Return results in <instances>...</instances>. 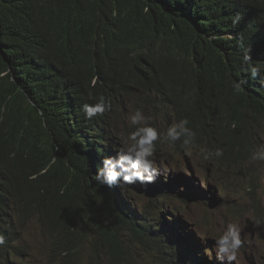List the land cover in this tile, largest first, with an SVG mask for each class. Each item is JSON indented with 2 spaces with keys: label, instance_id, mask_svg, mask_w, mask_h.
Returning a JSON list of instances; mask_svg holds the SVG:
<instances>
[{
  "label": "trees",
  "instance_id": "trees-1",
  "mask_svg": "<svg viewBox=\"0 0 264 264\" xmlns=\"http://www.w3.org/2000/svg\"><path fill=\"white\" fill-rule=\"evenodd\" d=\"M247 17L258 23L252 33L260 29L264 0H0V264H19L22 240L10 206L18 200L51 233L50 253L62 261L54 264H76V241L89 228L87 264H100L99 253L130 264L127 242L159 264H191L200 247L192 233L178 231L179 218L158 222V205L141 217L116 194L129 200L150 186H102L95 159L121 149L127 138L118 119L138 108L146 117L167 111L168 125L187 118L196 147L209 150L215 139L229 152L249 143L235 139L250 121H264V39L248 35ZM236 49L256 73L234 74L225 55ZM100 96L110 109L86 119L83 106ZM166 143L161 137L156 148ZM174 146L185 152L180 141ZM174 182L172 196L186 204L181 177ZM190 185L195 199L206 198ZM151 196L173 204L172 196ZM198 263L217 264L204 255Z\"/></svg>",
  "mask_w": 264,
  "mask_h": 264
},
{
  "label": "rangeland",
  "instance_id": "rangeland-1",
  "mask_svg": "<svg viewBox=\"0 0 264 264\" xmlns=\"http://www.w3.org/2000/svg\"><path fill=\"white\" fill-rule=\"evenodd\" d=\"M130 116L123 117L121 128L124 135L131 132ZM164 128V124L156 121ZM258 139L252 152L239 157L223 155L219 158L214 155L209 160H204V148H194L185 156L174 152L171 146L159 152L158 165L161 168L163 180L167 177L181 176L184 183L198 186L204 191H213L216 203L209 204L207 199L193 201L187 204L175 200L172 211L176 217L188 227L203 245L202 251L208 262H213L211 254L221 264H264V161L250 162L249 158L256 148L262 143ZM219 145L214 147V150ZM213 149L210 152H214ZM183 191L192 194V189L182 185ZM192 199V195H190ZM211 196L209 195V198ZM151 198H132L131 203H136L139 208L150 203ZM205 202V204H204ZM164 210V208H163ZM167 211L164 210V213ZM168 213L163 217L171 220ZM259 222V223H257ZM230 223H236L241 229V248L235 261L218 260L213 248L214 240L219 237ZM50 235L46 227L31 223L27 226L24 242L29 247V254L17 260L19 264H48L49 259L61 261L60 257L50 253ZM93 233L91 228L88 233L76 241L77 253L74 257L76 264H87L92 255L91 241ZM210 242V245H208ZM130 264H159L152 255L138 250L134 246L128 249ZM199 257V255H198ZM100 264H112L103 253H99ZM62 262V261H61Z\"/></svg>",
  "mask_w": 264,
  "mask_h": 264
},
{
  "label": "clouds",
  "instance_id": "clouds-1",
  "mask_svg": "<svg viewBox=\"0 0 264 264\" xmlns=\"http://www.w3.org/2000/svg\"><path fill=\"white\" fill-rule=\"evenodd\" d=\"M230 38L232 39V36H230ZM229 53L230 52H228L227 55ZM232 53H234L233 50ZM245 59H248V57H245ZM251 63L253 64L251 60H247V63L243 65L242 68L247 65H249L250 68L246 70L245 69L241 70V73L238 71L240 73V76L242 74L247 75V74L256 73V66H253ZM235 87L237 91L240 90L239 85H236ZM109 109H110V103L106 101L104 96H100L98 98V102L95 105L85 104L83 106L82 111L84 112L86 119H92L96 115L102 114ZM150 113L152 114V116L147 115L146 117L143 114V111L138 108L134 112L125 114L124 117H128L129 115H131L130 122L132 127L131 132L128 135H126L127 138L126 142H124L121 145V149L117 151L112 152L111 150L105 149L103 150V152H98V156H97L98 158L95 164L97 169L95 180L100 185L109 187V189L111 187L131 188V186H136L134 188H138V187L150 186L147 196H143L144 195L143 193L133 194L129 200L122 191L125 200H127L129 203H131V199L135 197L154 199L152 198L151 194L158 195L159 197L162 198L171 197L175 192L173 191L172 186L176 188L174 178L177 175L174 178L167 177L166 180H163L161 173L162 171L160 166L158 165V163L160 162L159 152L163 151V149H165L166 147L171 146L174 152H177L185 156V154L191 152L194 149L192 147H196L194 143L196 133L188 127L189 121L187 118H182L177 123L173 125L171 123L170 125H168L166 121V118L168 117L167 111L160 110V108H157V110L154 109ZM170 117L172 118V114L170 115ZM149 119L155 122L160 121L161 123L164 124V128L163 129L161 128V130L159 131L156 127H153L148 123ZM122 120L123 117L120 116L118 119V124L121 131H123L122 135H124L125 131L124 129L121 128ZM262 122L263 121L252 123L250 121L248 123L250 125H248V128L246 130L241 128L240 134L235 140L248 139L249 144H244L239 149L230 148L229 152H227L226 147L220 145L219 142L215 139L211 140L214 147L219 145L215 150L214 147L212 148L210 147L209 150L205 149L203 146H197L196 148L205 149V154L203 156L204 160H209L210 157L213 155L219 158L223 155V152L226 156H233V154H237L241 158L245 157L252 152L254 145L258 139L261 138L264 139V125L260 126ZM133 126H135V130ZM161 137H163V141L167 140L170 144L166 143V145L158 149L156 148V142L160 140ZM177 141L181 142V147L185 151L184 153L179 151L174 146ZM100 146H106V145L101 144ZM211 149H213L214 152H210ZM249 160L250 162L264 161V146H258L250 156ZM157 177L161 179L160 182H158L159 185H157V181H156ZM182 185H186L189 188L191 187L190 184L184 183L181 178V184L179 185V187L182 188ZM194 187H199V186L198 184H196V186ZM204 193L206 195L205 199H207L208 201L210 198L215 199L212 190L207 193L206 192ZM190 195H192V199H190L191 198ZM209 195L211 196L210 198ZM194 196H195L194 192L192 194H189L188 200H186V204L188 203V201L193 202V201L204 200V199H195ZM172 197L173 199L167 203L175 204L174 201L176 199L179 200V198L175 195ZM17 203L19 204V207L13 213V218H14V230L17 232V242L22 240V244L19 246V248L21 249L18 248V252L20 256L16 258V260H20V258H24L26 254H29V247L25 244L23 239L27 226H29L31 223H35L37 226L38 221H37V217L34 216L32 213H30V211L26 208L25 203H22V201L19 200L17 201ZM214 203H216V199ZM214 203L209 202V204L211 205ZM131 204H135L137 206L136 203H131ZM156 205H158L159 212L161 213L156 219L158 222L161 221L164 224L167 223L169 226L176 223V219H178V217H176L175 214L173 213L172 206L166 207L161 199H159V203H154L151 200L150 203H147L145 206L141 208L137 206L139 215L141 217H146L148 211L151 208L155 207ZM163 208L164 210L167 209L165 213ZM167 212H169L168 216L172 217L171 220H169V218L164 219L163 216L167 214ZM179 222H182L181 219L179 220ZM167 231H168L166 232L167 235H170V228H168ZM178 231L181 234L183 231L192 233L195 241L199 244L200 248L196 253L194 259L191 261V264H199L198 259H200L202 255H204V252L202 251L203 245L200 243L198 238L194 235L192 231L188 229V227L185 224L184 227L179 228ZM2 242H3L2 237H0V243ZM130 244L131 246H134L138 250H140L134 243L127 242L126 251H128ZM241 244L242 241H241L240 227L236 223L228 224L226 226V229L223 231V233L219 235V237H217L213 242V248L217 253V259L218 260L226 259L227 261H235L237 259L239 249L241 248ZM208 245H210V242H208ZM185 251L186 254H183L182 256L184 255L186 256L190 255V257L192 256V254L189 253L186 249ZM210 251L211 249H206V252H209L211 254V258L214 261H216L217 264H221L216 260V257L213 254V252ZM144 253L151 255L150 253L147 252ZM48 264H54V260L49 259ZM182 264H187V263L185 262Z\"/></svg>",
  "mask_w": 264,
  "mask_h": 264
},
{
  "label": "bare ground",
  "instance_id": "bare-ground-1",
  "mask_svg": "<svg viewBox=\"0 0 264 264\" xmlns=\"http://www.w3.org/2000/svg\"><path fill=\"white\" fill-rule=\"evenodd\" d=\"M246 20L247 21H250L248 24H247V26H246V29L249 31V33H248V35L250 36V34H252V35H254V36H256V38H262L263 37V39H264V34H262L263 32H264V24H263V26L260 28V29H256L253 33H252V30H251V28L253 27V25L254 24H257L258 25V23L256 22V21H254L251 17H247L246 18ZM263 43H264V40L262 41ZM242 54V51H237V49H236V51H234V53L232 54V56L231 55H225V56H227L228 58H229V60H232V64H231V69H233V72H234V74L236 75V76H238V77H240V78H242V76H240V73H241V69L240 70H238V68H241V66H242V62L241 61H239L238 59H239V56H237V55H241ZM249 58V57H248ZM240 59H243V57H240ZM250 60V59H249ZM234 61V62H233ZM250 68V66L249 65H247V66H245V67H243L242 69H249ZM240 73H239V72ZM170 116V115H169ZM81 118H83V116L81 117ZM263 120H264V118H263ZM79 122H80V120H79ZM261 125H264V121L262 122V124H260V126ZM231 144V143H230ZM247 144H249V143H247ZM231 146H232V144H231ZM259 146H264V139L262 140V143L259 145ZM231 148H233V149H239L238 147H231ZM98 158V157H97ZM97 158L95 159L96 161H97ZM95 170H96V168H95ZM160 180L161 179H159L158 177H157V179H156V181L157 182H160ZM134 187H136V186H131V189H135ZM173 187V191H176V189L177 188H174V186H172ZM110 189H112V187L110 188ZM179 189V191L181 192V193H186V194H189V193H187V191H183L182 190V188L181 187H179L178 188ZM196 190H197V188H195ZM198 191V190H197ZM116 192V191H115ZM116 194H117V196L119 195V198L121 199V200H124L125 199V197H124V195L121 193V191H117L116 192ZM144 196H147V195H144ZM10 206H11V212L12 213H14L16 210H17V208L19 207V204L17 203V201H16V203H10ZM161 208H162V205H161ZM86 209V208H85ZM61 211V210H60ZM11 217H12V215H11ZM10 219L6 216V218H5V223L7 224V226L8 227H11V224H10ZM71 224V223H70ZM167 225H164L163 224V229L164 230H166L167 231V229H168V227H166ZM178 226H180V225H176V227H178ZM166 227V228H165ZM196 244H197V242H196ZM184 257L186 258V260H188V256H186V255H184Z\"/></svg>",
  "mask_w": 264,
  "mask_h": 264
},
{
  "label": "water",
  "instance_id": "water-1",
  "mask_svg": "<svg viewBox=\"0 0 264 264\" xmlns=\"http://www.w3.org/2000/svg\"><path fill=\"white\" fill-rule=\"evenodd\" d=\"M253 118V117H252ZM190 186V185H189ZM191 188V187H190ZM193 190V192L195 193V191H194V189H192Z\"/></svg>",
  "mask_w": 264,
  "mask_h": 264
}]
</instances>
